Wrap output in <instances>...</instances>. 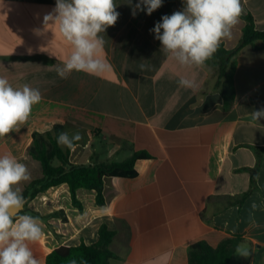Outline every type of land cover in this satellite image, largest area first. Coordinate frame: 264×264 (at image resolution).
Segmentation results:
<instances>
[{"label":"crops","instance_id":"1","mask_svg":"<svg viewBox=\"0 0 264 264\" xmlns=\"http://www.w3.org/2000/svg\"><path fill=\"white\" fill-rule=\"evenodd\" d=\"M139 2L115 0L118 20L100 34L107 71H73L61 79L56 68L72 49L58 25L45 30L43 23L56 0H0V76L14 88L28 84L42 94L19 131L0 138V155L20 161L32 133L63 125V133L78 140L71 152L81 131L87 137L89 153L75 164H89L92 155L117 162L137 151L153 157L137 160L136 178H106L104 206L96 205L94 191L80 188L79 211L66 184L26 202L24 213H57L40 220L44 234L30 247L45 264L59 246L97 242L104 224L115 232L110 264H187L195 242L215 248L233 236L242 239L237 249L249 254L238 255L236 249L228 264H264V155L256 189L238 203L250 186L255 149L264 148V119H252L254 111L264 109V49L246 46L237 54L230 100L216 89L214 69L180 66L161 51L151 31L164 15L182 11L184 0H162L151 15L146 9L133 15ZM241 4L232 38L220 43L226 49L241 39V16L251 15L255 28L264 31V0ZM181 77L194 80L195 87H180Z\"/></svg>","mask_w":264,"mask_h":264},{"label":"clouds","instance_id":"2","mask_svg":"<svg viewBox=\"0 0 264 264\" xmlns=\"http://www.w3.org/2000/svg\"><path fill=\"white\" fill-rule=\"evenodd\" d=\"M161 6L162 0H140L133 15L137 9H146L151 15ZM116 7L115 0H56L53 12L44 16L43 23L45 30L49 24L58 25L59 33L72 49L62 61L63 66L56 68L61 79L73 71L100 75L108 70L109 65L101 56L105 41L100 34L116 24ZM241 13V0H184L182 11L164 15L151 31L160 41L161 51L180 66L202 68L222 40L232 38ZM178 84L195 87V81L186 77H181ZM41 100L38 88L28 84L14 88L6 77L0 76V138L18 132ZM252 119H264V109L254 111ZM71 140L67 133L57 137L62 145L71 146ZM30 179L26 164L11 154L0 155V264H40L30 244L44 234L41 221L23 212L26 200L19 187ZM237 253L249 254L240 248Z\"/></svg>","mask_w":264,"mask_h":264},{"label":"trees","instance_id":"3","mask_svg":"<svg viewBox=\"0 0 264 264\" xmlns=\"http://www.w3.org/2000/svg\"><path fill=\"white\" fill-rule=\"evenodd\" d=\"M241 18L245 21V25L238 44L232 49H226L220 44L217 52L205 64L215 71L216 89H219V92L230 100L235 94L234 74L237 54L246 46H250L254 50L264 49V44L260 48L254 45L257 41L264 42V31L255 28L251 15L241 16ZM63 129V125H55L44 133H32L27 154L39 163L42 177L31 181L22 191L26 202L49 188L66 184L70 192L71 203L79 211L82 210V205L76 197V190L80 188L94 191L96 205L104 206L106 204L104 195L106 178H136L138 176L135 169L137 160L153 158L144 151H137L120 162L99 161L96 155H92L89 164H75L69 159V150L78 140L72 139L71 146L66 145V148L63 149L57 142V137L63 133ZM122 145L125 143L122 142ZM255 152L256 165L253 169H249L251 173L250 186L241 196L239 204L256 189V175L260 159L264 155V148H256ZM53 160H57L59 165L53 166ZM25 211L28 215L38 217L39 220L57 216V213L41 216L31 210ZM114 235L115 232L103 224L99 227L97 242L91 245L81 243L74 247L59 246L46 256L45 264H110V261L115 258L110 250ZM241 242L242 239L238 236L228 237L222 240L217 247L212 248L204 241H197L188 248L187 264H228Z\"/></svg>","mask_w":264,"mask_h":264},{"label":"rangeland","instance_id":"4","mask_svg":"<svg viewBox=\"0 0 264 264\" xmlns=\"http://www.w3.org/2000/svg\"><path fill=\"white\" fill-rule=\"evenodd\" d=\"M78 138H80V144L77 145L75 147V150H73V152H71V149L69 150V159L72 163H80L83 161V159L85 158L86 154H88L89 152V147L85 146L86 145V135L85 133H83L82 131L79 133ZM61 147L63 149L66 148V145H62ZM104 149V147H102ZM25 157V158H24ZM24 157H20V162L26 164V166L28 167L30 173H31V179L29 182L26 183H22L21 185H19V187H21L22 191L24 190V188L31 182L34 180H38L41 177V170H40V165L37 161L33 160L31 157H29L27 154L24 155ZM91 158V157H90ZM84 162V161H83ZM53 166H57L59 165V163L57 162V160H53L52 161Z\"/></svg>","mask_w":264,"mask_h":264},{"label":"water","instance_id":"5","mask_svg":"<svg viewBox=\"0 0 264 264\" xmlns=\"http://www.w3.org/2000/svg\"><path fill=\"white\" fill-rule=\"evenodd\" d=\"M24 209H25V207H24ZM24 211V210H23Z\"/></svg>","mask_w":264,"mask_h":264}]
</instances>
